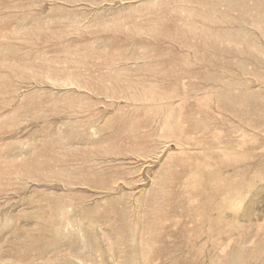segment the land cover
<instances>
[{
	"label": "rangeland",
	"instance_id": "374dc122",
	"mask_svg": "<svg viewBox=\"0 0 264 264\" xmlns=\"http://www.w3.org/2000/svg\"><path fill=\"white\" fill-rule=\"evenodd\" d=\"M0 264H264V0H0Z\"/></svg>",
	"mask_w": 264,
	"mask_h": 264
}]
</instances>
